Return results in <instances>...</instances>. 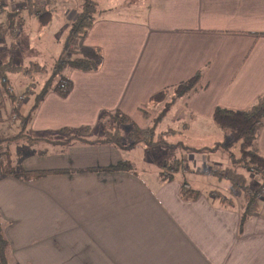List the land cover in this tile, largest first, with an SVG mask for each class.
I'll use <instances>...</instances> for the list:
<instances>
[{
  "label": "crops",
  "instance_id": "crops-1",
  "mask_svg": "<svg viewBox=\"0 0 264 264\" xmlns=\"http://www.w3.org/2000/svg\"><path fill=\"white\" fill-rule=\"evenodd\" d=\"M95 1L99 12L81 43L95 54L99 50V68L71 69L68 94L48 90L30 113L28 130L38 139L13 142L20 155L15 167L70 172L25 180L0 171V221L12 261L264 264L263 202H254V210L247 211L241 222L251 199L249 193L242 202L233 193L241 187L230 185V197L227 190L199 191L197 198L184 199L181 182L193 186L177 179L175 173L171 180H163L161 169L145 174L86 171L126 160L123 149L87 142L94 139L88 135L70 140L73 134L64 132L95 128L93 119L103 113L139 112L154 93L197 72L196 89L177 98L180 108L210 117L216 107H249L264 95V0ZM41 2L44 8L50 7L45 11L52 13V9L53 16L66 24L71 19L66 10L73 3L80 6L82 0ZM121 6L127 7L121 10L132 8L134 15L107 13ZM9 42L17 46V41ZM3 43L5 52L9 49ZM0 60L7 62L1 56ZM15 102L7 98L0 109L12 113ZM2 115L0 110V122H4ZM17 123L0 128L5 135L1 139L16 135ZM40 133L43 138L37 136ZM256 148L264 156V122ZM199 166L194 171H201ZM241 173L244 184L251 187L247 172ZM252 180L262 184L261 178Z\"/></svg>",
  "mask_w": 264,
  "mask_h": 264
},
{
  "label": "rangeland",
  "instance_id": "rangeland-1",
  "mask_svg": "<svg viewBox=\"0 0 264 264\" xmlns=\"http://www.w3.org/2000/svg\"><path fill=\"white\" fill-rule=\"evenodd\" d=\"M2 1L4 6L2 5L0 7V30L3 29V33H1L3 35L0 34L1 59L18 65L21 68H26L36 63L39 64L36 68L37 72L28 74L24 69H20L8 74L10 86L7 90H12V92L10 91L11 93L14 91V94H20V96L14 97V100H16V107L13 109L14 111H12V113L8 109L3 113V110L0 109L4 120V122H0V128L11 127L10 124L14 121L16 123L18 122L19 130L13 137L5 139H1L5 135H3V132H0V171L4 174V167L6 165L15 169L21 168L17 166L15 167L13 164L18 158H20L13 142H15L17 138H26L28 143L31 141L34 142L38 139V137H31L32 135L28 130V125H26L25 130H23L24 127L20 130L19 125L25 116L30 113V108L34 104L36 94L45 87V84L49 86L51 85V89L55 86L58 77L51 75L52 65L62 51L70 23L75 18V11L77 9L79 10L81 5L78 6L79 4L75 5V3L71 4L72 8L65 12L68 18L71 19L70 21H66L65 24L63 20L56 15L53 16L52 9H50L52 13L49 15L46 14V16H43L40 19V15L47 12L45 11V8H50L48 6V8H44L41 0H36L35 4H29L26 0ZM95 2L97 3V1ZM30 8H32L31 11L33 12H30L32 14L25 12L26 10L29 11L28 9ZM123 8L127 7L121 6L114 10L113 13L110 11L107 13L119 16L134 15L131 13L133 10L132 8L121 10ZM22 22H24L23 26ZM15 34L19 37L18 39L15 38ZM3 36L4 38H2ZM10 40L12 42L17 41V46L12 47L11 42H9ZM19 40H22V42ZM3 41V45L7 43L5 45V50L9 49L5 52L4 48H1ZM81 41L82 39L78 40L76 43L77 49L83 50L81 56L84 58L96 57L92 49L82 46ZM70 71L72 70L65 69L63 75L69 78L68 74ZM172 98V92H169V94L163 98L161 104L154 103L153 105L148 102L141 106L139 112L130 111L129 113L124 114L130 119V121L128 123L120 124L119 136L122 139V144L128 145L130 143L129 132L136 127L144 128L152 126L154 124V117L156 118V116H159L162 112V108L165 107V103H170L169 106H166L167 108L165 112L162 113L160 120L156 121L157 126L155 129V137L160 133H167L164 138L168 144L154 146L138 144L131 149H123L124 157L131 163L132 170H135L136 173L145 174L148 171L161 169L162 175L165 176L170 172H173L177 179L191 182L193 188L204 194H209L213 191L227 190L228 193L226 195L230 197L231 194H229V190L231 192V189L229 186L231 185V181L225 177H220L213 171L214 169L226 171L227 168L231 167L227 150L221 147L213 149V146L217 142H228V132L217 126L212 120V114L210 117H206L205 115L202 116L201 114L196 116V113L190 112L189 109L186 111V109L180 108L179 106L181 104L177 98L174 100H172ZM3 104L4 102L0 104V107ZM19 105L22 106V112L18 111ZM112 114L114 113H108L106 115L102 114L104 116L95 117L93 119L96 122L94 124L95 128L91 125L86 131H84L85 127L81 128V130H65V135L67 134L70 136V134H73L70 137V140L80 138L81 134L91 136V138H94L93 140L100 139L101 137L103 138V133L116 121H113ZM144 114H147L148 117H145ZM12 115L14 117H12ZM98 132H100L101 135ZM18 134L19 137L17 136ZM37 136L43 138L44 135L40 133V135ZM7 146H10V152L7 150ZM200 147H204V150H197L198 148L200 149ZM230 151L235 154L239 153L236 146L231 147ZM174 160L181 162L179 169L176 172L162 166L165 163L169 165L172 161L174 162ZM202 162L206 165L203 166L204 164H202ZM196 164L200 165L199 169L201 171H194ZM186 168H188L189 171H185ZM238 171L242 172L241 169H238ZM259 177V175L246 173V182L251 187L247 185L242 189L237 188L233 193L238 198H241L240 200L242 202L248 200V195L250 193V195H254L260 203L263 202L262 205L264 206V186H261L252 180L260 179ZM223 199L229 200L230 198L223 197Z\"/></svg>",
  "mask_w": 264,
  "mask_h": 264
},
{
  "label": "trees",
  "instance_id": "trees-1",
  "mask_svg": "<svg viewBox=\"0 0 264 264\" xmlns=\"http://www.w3.org/2000/svg\"><path fill=\"white\" fill-rule=\"evenodd\" d=\"M32 8L28 9L29 12ZM99 10L97 9V4L94 0H82L81 7L77 12L74 20L70 23L68 34L63 43L62 51L59 54V57L54 60L52 65L51 75L58 77L55 86L46 85L39 93L36 94L34 104L30 108V113L37 108L38 104L41 102L44 95L48 90H53L61 96H66L72 88V81L63 75L65 69H75L81 71H95L99 68L102 56L99 53V50H95L96 57L93 58H84L81 56L83 50L77 49V41L84 38L88 30L94 23L96 16L98 15ZM11 14V13H10ZM50 14V11H47L43 15H40V19L43 16ZM38 64L30 65L29 67L22 68L26 73L37 72L36 68ZM42 67V66H41ZM21 67L15 65L11 62H3L0 60V104L4 102L5 98H8L15 102L14 95L11 93L12 90H7L10 86V80L8 79V74L12 71H18ZM199 73H195L190 78L181 81L175 86L170 88H164L152 96H150L148 102L160 103L163 101V98L172 92V100L184 96L188 92L195 90L196 85L199 81ZM48 84V83H47ZM172 102V101H171ZM169 102L165 103V107L162 108V112L159 116L154 117V124L152 126H147L144 128H133L130 132V143L128 145L122 144V139L119 136L120 134V124L128 123L130 119L120 113L119 111L112 114L113 121L115 123L103 133V138L87 141V142H101L111 144L114 147L120 149H131L138 144H143L146 146H154L165 144L168 142L165 140L167 133H160L155 137V129L157 122L162 117V113L165 112L166 106H169ZM171 106V105H170ZM30 113L20 122V130L24 129L30 119ZM106 115V113H103ZM104 115H101L104 116ZM145 117H148L147 114H144ZM212 120L220 127L222 130L227 131L229 134V140L227 143L217 142L213 146V149L219 147L224 148L228 152V157L231 163V167L227 168L226 171L216 170L213 171L221 177H225L231 181V187H241L245 188L243 174L238 171V169L244 170L247 173L259 175L262 184L264 186V156L261 155L256 148V140L258 137V132L264 122V95L258 97L256 101L251 104L249 107L244 109H229L216 107L212 113ZM89 127H85L84 131L88 130ZM19 137V134L17 135ZM23 136V132H22ZM80 139V138H79ZM236 146L238 148L237 154L230 151V148ZM197 150H204L200 148ZM181 162L174 160L169 165H162L165 168L172 169L171 171L176 172L179 169ZM4 174H13L20 179L30 180L45 176L48 174H64L70 172L69 170H24L22 168L15 169L11 168L8 165L4 167ZM132 170L131 163L127 160H120L117 163L105 167H91L86 169V171H128ZM173 172H170L168 175H165L163 180H171L173 177ZM260 186V187H261ZM181 196L184 199H195L199 195V190L190 187L189 183L186 181L181 182L180 187ZM257 202L256 197L251 196L250 202L246 207L244 215H242L241 222H243L246 217L247 211L251 212L254 210V204ZM254 203V204H253ZM9 242L5 237L3 230V223L0 221V264H16L12 261L11 257L8 254Z\"/></svg>",
  "mask_w": 264,
  "mask_h": 264
},
{
  "label": "built area",
  "instance_id": "built-area-1",
  "mask_svg": "<svg viewBox=\"0 0 264 264\" xmlns=\"http://www.w3.org/2000/svg\"><path fill=\"white\" fill-rule=\"evenodd\" d=\"M3 5V1L2 0H0V7Z\"/></svg>",
  "mask_w": 264,
  "mask_h": 264
}]
</instances>
